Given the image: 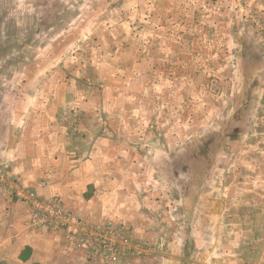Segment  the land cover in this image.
<instances>
[{
    "label": "rangeland",
    "instance_id": "rangeland-1",
    "mask_svg": "<svg viewBox=\"0 0 264 264\" xmlns=\"http://www.w3.org/2000/svg\"><path fill=\"white\" fill-rule=\"evenodd\" d=\"M39 132L105 133L119 141L109 148L116 165L121 147L134 148L128 176L155 178L158 196L176 203L178 225L148 243L5 179L31 209L28 226L61 235L58 249L150 264L171 243L185 258L190 239L203 247L198 212L214 214L215 232L223 212L259 213L261 226L264 0H0V163L25 156Z\"/></svg>",
    "mask_w": 264,
    "mask_h": 264
},
{
    "label": "crops",
    "instance_id": "crops-1",
    "mask_svg": "<svg viewBox=\"0 0 264 264\" xmlns=\"http://www.w3.org/2000/svg\"><path fill=\"white\" fill-rule=\"evenodd\" d=\"M105 135L82 132L66 138L60 132L52 137L39 132L32 137V146L25 156L6 157L0 163V264H98L87 259L85 250H75L72 246L56 248L59 241L66 243L60 234L31 229L28 226L31 209L22 199L12 196L7 179L17 180L24 190L41 199L61 197L69 209L91 222L123 223L148 243L153 235L165 230L168 235V229L178 225L172 209L176 204L174 196H158L155 178L137 181L134 176H128L131 167L135 171L139 166L141 157L134 148L121 147L113 156L121 163H111L109 148L118 147L119 141ZM11 149L9 155L13 153ZM259 170L264 176V162ZM144 189L148 190L144 192ZM200 213L192 218L197 231L195 237H202L198 239L203 241V247H194L193 239L188 237L194 248L191 257L180 255L179 246L171 243L162 248L164 253L160 257L157 253L148 262L264 264V208L260 214L261 226L254 221L259 213H248L244 218L238 217L239 213L223 212L219 220L221 232L219 228L213 231V224L207 221L214 214L210 213L209 217L208 211ZM237 218L244 221L233 223ZM24 252L27 255L23 257Z\"/></svg>",
    "mask_w": 264,
    "mask_h": 264
}]
</instances>
